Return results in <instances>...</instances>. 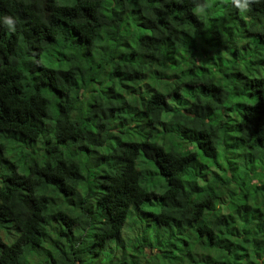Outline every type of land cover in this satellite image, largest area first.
I'll return each mask as SVG.
<instances>
[{"label": "trees", "instance_id": "trees-1", "mask_svg": "<svg viewBox=\"0 0 264 264\" xmlns=\"http://www.w3.org/2000/svg\"><path fill=\"white\" fill-rule=\"evenodd\" d=\"M203 3L0 0V264H264V5Z\"/></svg>", "mask_w": 264, "mask_h": 264}, {"label": "clouds", "instance_id": "clouds-1", "mask_svg": "<svg viewBox=\"0 0 264 264\" xmlns=\"http://www.w3.org/2000/svg\"><path fill=\"white\" fill-rule=\"evenodd\" d=\"M191 2L198 9L206 8L203 0H191ZM253 5H264V0H230V8L240 14H249L252 11ZM0 27H4L8 31H14L16 24L13 17L0 15Z\"/></svg>", "mask_w": 264, "mask_h": 264}, {"label": "rangeland", "instance_id": "rangeland-1", "mask_svg": "<svg viewBox=\"0 0 264 264\" xmlns=\"http://www.w3.org/2000/svg\"><path fill=\"white\" fill-rule=\"evenodd\" d=\"M160 181V180H159ZM160 182H163L162 180ZM5 241H8L7 239H5Z\"/></svg>", "mask_w": 264, "mask_h": 264}]
</instances>
